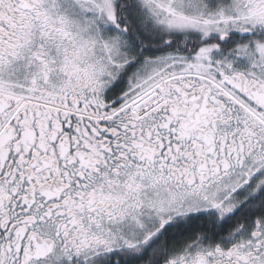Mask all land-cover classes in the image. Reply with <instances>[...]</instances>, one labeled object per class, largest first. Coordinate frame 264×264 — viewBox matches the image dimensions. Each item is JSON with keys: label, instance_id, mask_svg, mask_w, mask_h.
Instances as JSON below:
<instances>
[{"label": "snow or ice", "instance_id": "obj_1", "mask_svg": "<svg viewBox=\"0 0 264 264\" xmlns=\"http://www.w3.org/2000/svg\"><path fill=\"white\" fill-rule=\"evenodd\" d=\"M0 264H264V0H0Z\"/></svg>", "mask_w": 264, "mask_h": 264}]
</instances>
